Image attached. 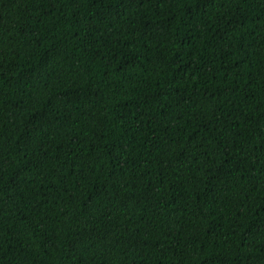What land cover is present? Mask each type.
I'll return each instance as SVG.
<instances>
[{
  "label": "trees",
  "instance_id": "16d2710c",
  "mask_svg": "<svg viewBox=\"0 0 264 264\" xmlns=\"http://www.w3.org/2000/svg\"><path fill=\"white\" fill-rule=\"evenodd\" d=\"M0 264H264V0H0Z\"/></svg>",
  "mask_w": 264,
  "mask_h": 264
}]
</instances>
